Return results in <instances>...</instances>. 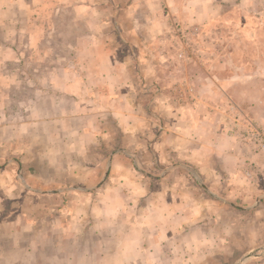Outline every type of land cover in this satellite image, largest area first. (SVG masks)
<instances>
[{"label":"rangeland","instance_id":"1","mask_svg":"<svg viewBox=\"0 0 264 264\" xmlns=\"http://www.w3.org/2000/svg\"><path fill=\"white\" fill-rule=\"evenodd\" d=\"M17 1L0 0V43L20 46L22 51L7 55L0 47V61L3 57L21 58V62L8 63L9 74H3L0 62V220L10 217L15 222L34 224L38 220L55 219L61 214L57 209L62 210L61 206L66 207L68 202L75 206L68 212L64 208L68 218H84L86 222L78 233L79 228H74L73 234L82 233L86 226L94 230L96 221L103 220L99 217L102 210L88 211L87 201L82 202L76 194L47 198L18 194L13 190L2 193L5 173L9 171L15 175L18 165L22 167L19 156L26 157L24 165L28 172L37 171L35 167L29 169L28 160L33 155L47 160L56 158L59 166L67 158L65 153L58 154V144H66L67 140L72 143L73 138H51L54 125L44 122L37 128L30 126L32 115L19 110L34 105L30 98V82L23 76L30 75L32 79L40 76L43 83L39 84L46 86L44 77L52 71L60 73L70 60L75 59L76 63L79 55L75 46L88 38L86 25L89 23L93 31L100 28V35L95 34L96 43L110 46L108 58L122 64L118 68L124 75L133 73L138 77L131 91L134 97L120 98L122 119L110 118L106 136L97 137L101 144L97 147L100 146L106 158L122 146L138 160L133 164L129 161L116 163L112 169L113 172L125 171L131 166L139 176V184L135 179L123 181L126 188L140 186L139 195L129 201L130 206L139 201V207L131 210L126 205L128 216L141 213L142 206L146 205L145 201H140L144 195L151 194L150 208H155V212L149 214L151 220H176L171 223V233L176 235L177 241L172 238L169 244L175 255L170 264L182 261L186 264H264V158L247 137L251 125L264 127V0H156L155 3L140 0L138 3L132 0L72 3L70 0L56 4L47 0H30L26 4ZM9 6L12 12L20 10L21 13H14L22 14L19 19L23 23L18 28L25 29V34L15 32L18 29L13 28L15 25L12 27L15 22L8 13L2 12L1 8L6 10ZM79 12L90 15L88 23ZM71 64L69 62L70 68ZM133 103L145 117L144 122H151L150 125L145 122L139 138L134 132L131 135L137 113V110L132 111ZM21 118L28 125L20 130ZM164 121L171 130L181 131L179 138L173 139L170 135L164 139L166 142L177 141L182 147L192 143V148L197 149L196 142H202V137L205 145L199 157L204 161L203 166L199 165L202 169L189 162L186 153L179 158L176 157L178 152L171 149L167 151L169 157L163 159L160 157L163 152L152 149V142L163 132ZM226 136L241 143L239 152L243 164L242 168L237 164L236 169L245 181L240 184L227 179L232 168L224 148L217 155L209 150L212 140L220 144ZM18 146H21L20 153ZM12 158L18 164L5 167L8 164L5 161ZM106 165L101 161L99 172H90L92 175L99 173L98 177L55 180L52 186L57 188L62 182V186L87 188L99 179ZM53 166L52 161H43L38 164V170L49 175L46 169ZM168 171L172 174L162 179ZM210 172H217L218 176L213 177ZM153 175L156 178H152ZM111 176L108 191L119 186L118 179ZM233 185L245 190L250 188L252 193L248 198L247 195L240 197L239 191L230 196L226 191ZM211 188L215 189L213 193L219 194L218 198L211 193ZM180 201L188 206L186 213H182L184 220L178 221L167 206L171 208ZM228 202L250 208L241 210L228 206ZM212 219L216 220L213 226ZM71 244L66 243L64 247ZM94 248L107 252L110 249L103 243ZM33 255L26 264H33ZM181 256L185 257L178 258ZM67 262L73 263L74 259Z\"/></svg>","mask_w":264,"mask_h":264},{"label":"crops","instance_id":"2","mask_svg":"<svg viewBox=\"0 0 264 264\" xmlns=\"http://www.w3.org/2000/svg\"><path fill=\"white\" fill-rule=\"evenodd\" d=\"M47 1L56 4L70 0ZM72 1V3L92 2V0ZM103 1L105 0H100V2ZM144 1L155 3L156 0H140V2ZM19 2L26 4L30 3V0H18L16 3ZM132 2L138 3V0H132ZM1 10L4 14L8 13V16L15 22V24L12 25V27L15 25L13 28L17 29L18 26L23 23V21L20 22L19 19L22 14L17 15L14 13H21L20 10L12 12L10 6L6 9L7 11L5 8H1ZM82 13L79 12L78 14H81L83 19L86 20V23H88L87 18L90 19V15L85 12L84 14ZM53 17H56V14ZM22 29L23 28H18L15 32H18V34H25L27 31ZM44 29L46 30V28ZM86 30L88 42L87 39H83L82 44H78L77 47L75 46V50L79 55V60L76 59V63L75 59L70 60L66 65H63V69L60 73L52 71L49 75L44 77L45 83L47 84L46 86L39 84L41 82L43 83L40 76H38L37 79H32L30 75L23 76L25 81L28 79V82H30L29 87L32 88V96L30 98H32L31 100L34 102V105H30V107L27 108L21 107L19 110L26 111L32 115L29 121L30 126L34 125V127L37 128V125H41L44 122L54 125L53 130L57 133L51 131V138H55L56 136L63 139L73 138L74 141L72 143L67 140L66 144L63 142L58 144V154L61 155L65 153L63 155H66L67 158H65L64 162L61 163L62 165L59 166V160L56 158L47 160L42 156L33 155V157L28 160V164H30L29 169L35 167L34 170L37 171L28 172L25 169L27 165H24L27 161L26 157L19 156V162L22 164V167L20 168L18 165L15 175L14 173L10 174L9 171L5 173L6 176L2 193L8 194L13 190L18 194L22 193L47 198L59 197L65 194L67 196H74L76 194L82 202L87 201L86 209L88 211L102 210L99 212V217L103 218V220L98 219L96 221L98 224L97 226L95 224L94 227L96 229L94 230H91L92 226H86L87 229H84L82 233L78 235L73 234L77 228H79L76 230L77 233L81 231L82 227H85L86 222L84 218L82 220L68 218L69 216L64 213V208H67L65 212L75 209L74 204L71 202H68L65 205L66 207L62 205V210L57 209V211L61 213L60 217L47 219L45 221L38 220L35 221L34 224L26 221L21 223L20 220L15 222L12 221L10 217L3 218L0 220V264H26L28 258L32 257L31 254H34L33 264H42V262L43 264H45V262L46 264H170L171 258L175 256L173 250L169 248V244L172 242V238L177 241L176 235L171 233V223L176 220L168 218H164L161 222H153L151 220L149 214L155 212V208H150L151 194L144 195L142 201H140H145L144 204L146 205L142 206L143 209L141 213H136L135 217L132 216L133 214L130 217L126 213L129 211L126 205L130 206L129 201L131 199L134 200V196L139 195L140 186L132 185L129 187L135 188H126L125 182L130 179H135L137 184H139L138 180L140 179L137 172L133 170L134 167L131 170V166H126L127 170H116L115 172H113L112 169L116 163H127V161H129L133 164L138 160L134 158L132 154L126 152L122 146L111 152L107 158L103 156V153L99 150L101 149L100 146L97 147V145H101L98 143L99 139L97 137L106 136V132H108L109 129L107 124L110 118L114 117V119H117V117H119L122 119L123 111L120 108L122 104L120 98L122 99L124 96L125 98L127 96L134 97L131 91L133 89V83L138 81V77L136 75L134 76L133 73L129 74L128 71L127 73L129 75H124L123 70L118 68L121 67L122 64H118L119 62L116 63V61L108 58L109 52H111L110 46L107 44L104 46L100 42L96 43L97 38L95 34L100 35V28L93 31L88 23V25H86ZM46 31L48 32V30ZM4 34H6V32ZM90 39L93 41L89 42ZM0 47L6 51L7 55L8 53H22V51H20V46L16 47L1 42ZM12 61L21 62V58H2L0 62L3 64V74L6 72L8 74L10 73V71H7V66L8 63ZM69 62L72 63L71 68L69 67ZM7 96L10 100V95L7 94ZM43 98L44 100L40 101ZM135 110H137L135 123L132 124L134 130L130 131L132 136L135 133L136 137L139 138L138 133L142 131L145 122L147 125H150L151 122L148 120L144 122L145 117L140 115L138 106L134 104L132 111L135 112ZM132 111L128 114L130 117L133 115ZM42 114H45V116H42ZM19 120L20 122L18 124H20V130L23 125H28L24 124L25 122L23 123L22 118ZM164 124L165 126L163 127V132L159 139L151 144V147H153L152 149H156L158 153L163 152L164 154L162 153L160 156L163 157V159L169 157L167 151L175 149L178 152L176 157L182 158V154L186 153V158L189 157L187 158L189 162H194L195 166L198 168L199 165L203 166V159L200 158L199 160L205 148L202 137L200 136L202 142H196L197 149L192 148V143L189 146L182 147L177 141L166 142L164 139L168 136L170 137V135H172L173 139H175V137L179 138L181 136V131L180 129L171 130L168 126L169 124L165 121ZM5 125L6 123H4L3 127ZM4 129L7 128L5 127ZM167 131L170 133H167ZM240 146V142H236L234 138L231 137L229 139L226 136L223 138V141L221 139L220 144L218 140H212L209 148L212 155H217V153L222 151L220 149H222V147L224 148L226 151L225 156L229 159L232 168L227 179L231 178L234 183L245 181L242 173H238L236 169L237 164L239 168H242L243 164L241 162L242 155L239 152ZM18 147L20 153L21 146ZM92 149L94 152L91 153ZM40 155H43V153ZM43 161H52L54 163L53 168L46 169L49 175L43 174L41 169L38 170V164ZM101 161H104V163L106 162L107 165L104 167L103 174L92 186L87 188L76 187V185L67 187L66 185L62 186V182L57 188L52 186L55 180L66 178L91 179L95 178V176L98 177L99 173L96 175L93 173V176L90 172L94 170H98L99 172ZM17 162L18 161H15L13 158L8 159L5 161V163H8L5 167L12 168ZM32 162L35 164L34 166ZM85 163H88V165L85 166ZM166 174L167 175H164L162 179H166L172 172L168 171ZM210 175L214 177V175L218 176V173L210 172ZM110 176L111 178L118 179L119 182V186L114 187L113 189L115 190L113 191L107 190L110 184V182H108ZM196 176L198 177V173ZM149 178H151V174ZM152 178L156 177L153 175ZM229 187L231 188H228L226 192L230 196H235L236 191H239V194L242 195L240 197L247 195L246 198H248V195L252 193L250 192V188L245 190V188L235 187L234 185ZM211 189V193L218 198L219 194L217 192H214V194L213 190L215 189ZM257 201H259V203L261 202L260 199ZM222 202L225 204L224 201ZM167 203L170 205V202ZM138 204L139 201L136 204L132 203L130 206L131 210H134ZM228 204V206L240 209L250 208V206H246L245 208V206H238V204L232 202H228ZM172 206L171 208L167 206L168 211L171 210V214L174 213L178 221L184 220L183 216L185 215H182V213L185 214L187 211L186 206L188 205L186 202L183 203L180 201V203H174ZM164 210H166L165 207ZM176 212L178 215H176ZM215 221V219H212V226L216 224ZM178 239L180 240L181 238ZM179 240L178 242H180ZM66 243H75L77 245L71 244L68 247H64ZM102 243L104 245L108 244V248H110L108 252L106 249L96 250L94 248L96 244H100L101 247ZM178 252H181V249ZM184 257L185 256H181L178 258ZM71 258L74 259V262L68 263L67 261ZM183 263L182 261L180 264Z\"/></svg>","mask_w":264,"mask_h":264},{"label":"built area","instance_id":"3","mask_svg":"<svg viewBox=\"0 0 264 264\" xmlns=\"http://www.w3.org/2000/svg\"><path fill=\"white\" fill-rule=\"evenodd\" d=\"M250 132H248V138L253 144L255 150L262 153L264 158V127L260 125H251L249 127Z\"/></svg>","mask_w":264,"mask_h":264}]
</instances>
